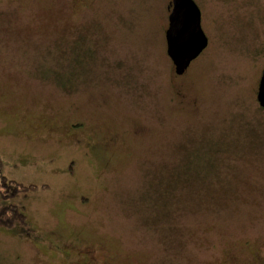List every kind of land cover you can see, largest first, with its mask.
I'll return each instance as SVG.
<instances>
[{"label": "rangeland", "instance_id": "1", "mask_svg": "<svg viewBox=\"0 0 264 264\" xmlns=\"http://www.w3.org/2000/svg\"><path fill=\"white\" fill-rule=\"evenodd\" d=\"M194 1L176 75L170 0H0V264H264V0Z\"/></svg>", "mask_w": 264, "mask_h": 264}, {"label": "water", "instance_id": "2", "mask_svg": "<svg viewBox=\"0 0 264 264\" xmlns=\"http://www.w3.org/2000/svg\"><path fill=\"white\" fill-rule=\"evenodd\" d=\"M169 4L166 54L173 64L174 73L182 75L206 48L208 39L201 27L200 9L194 0H170ZM256 100L264 109V68L259 78Z\"/></svg>", "mask_w": 264, "mask_h": 264}, {"label": "trees", "instance_id": "3", "mask_svg": "<svg viewBox=\"0 0 264 264\" xmlns=\"http://www.w3.org/2000/svg\"><path fill=\"white\" fill-rule=\"evenodd\" d=\"M36 188L37 186L33 184L24 185L0 174V197L3 199H9L20 192L26 193ZM25 216L23 207L18 204L6 203L0 207V225L3 227H11L17 221L25 226L27 225Z\"/></svg>", "mask_w": 264, "mask_h": 264}, {"label": "flooded vegetation", "instance_id": "4", "mask_svg": "<svg viewBox=\"0 0 264 264\" xmlns=\"http://www.w3.org/2000/svg\"><path fill=\"white\" fill-rule=\"evenodd\" d=\"M169 8H170V4H169Z\"/></svg>", "mask_w": 264, "mask_h": 264}]
</instances>
